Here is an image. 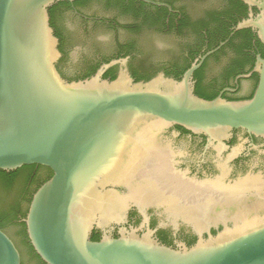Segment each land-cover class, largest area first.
Wrapping results in <instances>:
<instances>
[{
	"label": "water",
	"instance_id": "95a60500",
	"mask_svg": "<svg viewBox=\"0 0 264 264\" xmlns=\"http://www.w3.org/2000/svg\"><path fill=\"white\" fill-rule=\"evenodd\" d=\"M76 1L0 0V170L41 165L53 173L25 219L36 254L45 264H264V200L231 205L194 245L177 249L150 230L124 227L133 202L121 218L100 221L103 195H123L116 180L141 159L146 137L164 138L174 126L220 142L234 130L264 137V58L254 70V96L243 101L195 94L193 76L204 58L181 80L161 74L136 82L126 70L104 79L114 61L92 78L70 81L56 68L61 53L49 9ZM243 1L262 15L237 29L256 28L264 44V0ZM94 231H102L99 241H92ZM0 264H22L1 229Z\"/></svg>",
	"mask_w": 264,
	"mask_h": 264
},
{
	"label": "flooded vegetation",
	"instance_id": "af4514ba",
	"mask_svg": "<svg viewBox=\"0 0 264 264\" xmlns=\"http://www.w3.org/2000/svg\"><path fill=\"white\" fill-rule=\"evenodd\" d=\"M148 1L151 3L81 0L68 2L69 7L52 13L51 9L59 3L53 5L49 9L50 24L61 53L57 70L67 79L80 81L118 61L105 71L104 79L112 80L105 78L109 72L116 79L126 70L136 82L161 74L178 80L177 73L204 58L193 76L195 89L199 85L202 90L230 101L254 96L259 81L254 70L258 58H264V44L256 28H237L244 21L258 20L262 9L243 0ZM79 47L85 52L79 66L71 69L69 62ZM245 83L252 84L248 94L242 92ZM166 137L172 138H154L151 145L144 143L142 148L152 146L154 152L167 151L165 160L170 171L188 187L180 192L167 188L163 192L165 197L162 192H138L135 195L140 203L133 202L125 228L135 229L140 235L150 230L156 240L168 247H190L231 205L264 200V137L234 130L220 142L179 126L170 128ZM25 167L31 171L30 179L36 182L52 173L41 165L23 166L7 173L25 171ZM246 179H257L259 186L238 187ZM128 192L121 189L123 195ZM177 196L180 202L167 203ZM29 206L27 202L13 200L1 207L0 226L16 245L21 261L37 264L25 224ZM94 232L101 239L102 231ZM210 232L216 233L213 226ZM112 235L119 236V227Z\"/></svg>",
	"mask_w": 264,
	"mask_h": 264
},
{
	"label": "bare ground",
	"instance_id": "6f19581e",
	"mask_svg": "<svg viewBox=\"0 0 264 264\" xmlns=\"http://www.w3.org/2000/svg\"><path fill=\"white\" fill-rule=\"evenodd\" d=\"M156 133L146 137L145 143L151 145L150 143L154 141V138H158V136H156ZM166 152L165 151L154 152V148L152 146L145 147L143 149V154H142L141 159L138 160L137 162L135 161L137 157L139 156L138 154L136 158L133 160V162L126 169V171L124 173L120 172V175L118 177V180H116V182L121 188L127 189L129 191L128 192L129 194L120 195L114 192H107L106 194H104L102 197L101 203H100L102 205L101 210H100V221H107L110 219L121 218L123 215L122 211L126 208L128 204H130L131 202H135V201L137 203H140V200L137 198L136 195L138 192L142 190L150 191V193L151 191H153V193L159 192L158 195H160V193L162 192L163 197H165L166 195L164 196L163 192L167 188H170V189L173 188L174 190L177 189V191L180 192L181 190H183V188L188 187L184 185L183 184L184 182L180 180L176 175L172 174L171 172L172 170L171 168L169 169L168 167L169 164L167 165V162L165 160L167 159ZM256 180L257 179H246V181L242 182L240 185H238V187H241V188L257 187L259 185L255 183L257 182ZM259 184H261V182ZM168 197L169 196L167 195V198ZM179 197L181 198V196ZM172 199L173 200L168 199L167 203H170L171 205V204L180 202V199H178V196L177 198L174 197ZM164 201L166 202V200ZM167 203L166 205H168ZM170 207L171 206H169V209Z\"/></svg>",
	"mask_w": 264,
	"mask_h": 264
},
{
	"label": "trees",
	"instance_id": "16d2710c",
	"mask_svg": "<svg viewBox=\"0 0 264 264\" xmlns=\"http://www.w3.org/2000/svg\"><path fill=\"white\" fill-rule=\"evenodd\" d=\"M64 7H69V3L68 2H60L59 4H57L56 6H54L51 9L52 13L55 10H57L59 8H64ZM235 49H236V47H235ZM237 50H239V49H237ZM188 68H189V66L187 68L183 69L182 73H177L175 75L176 78L178 80H181V77H182L184 71H186ZM169 74L170 73H168V75ZM108 77H110L112 80L115 79V77L112 75V72H109L108 74L105 75V78H108ZM68 80L72 81L71 79H68ZM139 80H141V79H138L137 81H139ZM142 80H144L146 82V81H149L150 78H144ZM76 81H78V80H76ZM195 94L197 96L203 98V99H206V100H214L215 98H217L216 93L206 92L205 90H202L199 85L196 86ZM25 169H26L25 171H19V172H14V173H7L6 171L0 170V208L4 207L7 203H9L13 200L27 202L28 204H30V202H31L34 194L36 193V191L45 182H47L53 175V173H51V175L48 178H46L40 182H36L35 180L30 179L29 176L31 175V171H29L28 167H25ZM34 185H35V188H34ZM0 229L2 230L1 226H0ZM99 240H100L99 235L94 232L92 235V241H99ZM31 250H32L33 255H34V260L37 261V264H45L41 260V258L35 253V251L32 249V247H31ZM22 264H24L23 261H22Z\"/></svg>",
	"mask_w": 264,
	"mask_h": 264
},
{
	"label": "rangeland",
	"instance_id": "374dc122",
	"mask_svg": "<svg viewBox=\"0 0 264 264\" xmlns=\"http://www.w3.org/2000/svg\"><path fill=\"white\" fill-rule=\"evenodd\" d=\"M159 42L161 43H166V40H163V39H159L158 40ZM82 47H79L78 50H75L72 54V57H71V61L69 62L70 63V67L71 69H73V67H78L79 64L81 63L80 60H81V57H82V54L83 52L85 51H81ZM252 89V84L251 83H245L244 86H243V90L242 92L244 94H248ZM167 134L165 135L164 138H172V137H166Z\"/></svg>",
	"mask_w": 264,
	"mask_h": 264
}]
</instances>
